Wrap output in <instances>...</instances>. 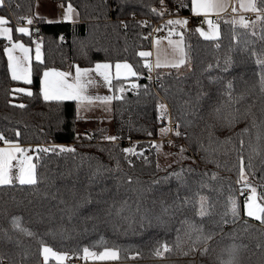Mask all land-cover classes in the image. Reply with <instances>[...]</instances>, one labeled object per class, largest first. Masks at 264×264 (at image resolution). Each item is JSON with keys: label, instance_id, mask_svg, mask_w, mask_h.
<instances>
[{"label": "trees", "instance_id": "trees-1", "mask_svg": "<svg viewBox=\"0 0 264 264\" xmlns=\"http://www.w3.org/2000/svg\"><path fill=\"white\" fill-rule=\"evenodd\" d=\"M54 1L71 3L79 12V20L75 23L46 22L36 15V0H5L4 6H0V10L9 17L14 37H20L34 46L35 40L31 33L21 34L15 31L24 20L23 17H33L35 26L31 28L42 36L43 52L42 64L35 59L32 61V83L16 81L11 78L7 53L4 51L9 41L0 38V132L7 139L18 140L23 146L65 145L76 149L75 154L60 153L58 149L55 153H41L38 166L40 182L37 186L21 185L18 181H14L12 185L0 186V257H4L3 264H43L41 240L54 250L68 252L72 256L83 255L84 247L96 251L103 250V247L121 250L118 260H89L82 264H221L222 260L228 258L227 250L233 245L237 246L238 264H264V225L243 213L245 196L241 193L240 185L235 183L238 178L237 151L232 144L210 145L216 149L213 155L219 161L220 167H217L202 159L206 153L197 151L194 142L199 138L207 146L208 133L214 131L220 140L233 137V144L239 149V137L236 134L248 126L250 132L243 137L245 144L242 152L247 162L252 148L257 145L258 127H252L253 116L264 136V92L259 84V65L255 62L256 57L251 54L253 49L257 54H264V41L251 37L250 29L237 25L235 31L240 34L238 39L241 42L249 38L256 41L254 45H250L249 51L242 50V43L237 44L233 37V25L224 22L233 18L228 13L219 18V49L215 47L216 41L205 40L195 31L202 25L198 18H193L194 25L191 29L183 25L175 26L177 32L184 33L185 44L189 46L191 68L182 69L183 75L179 80L176 79L174 69L156 68L157 76L161 72L172 73L171 76L160 77L168 88L165 92L160 86L155 89L153 79L147 78L148 71L143 67L144 58L138 53L150 49L152 42L146 35L153 29L154 22L162 21L163 27L167 19L176 18L172 16L190 14V6L180 7L181 3L190 5V0H164V6L160 4V0ZM150 8L163 10L165 15L159 17ZM120 21L127 23L128 27L124 28ZM140 21H147L148 24L139 23ZM256 30L259 32V27ZM227 56H231L233 63L224 72ZM218 59L220 67L209 69L208 65H215ZM124 60L143 73L139 78L130 80L135 79L142 86L148 85V89L145 91L142 87L132 90L129 81L123 82L127 89L123 93L125 99L112 101L111 116L114 125L111 135L121 137L116 142L103 139L108 132L97 125L93 128L79 127L81 119L76 101H44L39 93L40 77L46 67L70 70L75 65L89 67L99 61L114 64ZM217 76L224 79L219 82L210 79ZM227 80L233 81L234 94H243L237 107L241 112L250 108L252 114L231 129L221 128L220 122L210 114L212 100L218 99V93ZM120 83L121 81H113L117 86ZM19 88H31L33 95L14 91ZM201 92L208 93L212 100L202 97L199 100L202 107L187 111L184 101L191 98L192 103L197 104L196 97ZM158 93L169 105L174 120L181 121L180 130L189 134L193 139L192 143L183 136H175L173 145L163 139L165 135L159 132L162 125L157 107L163 99ZM20 104L25 107H19ZM186 121H192V125L186 127ZM208 125L215 127L210 129ZM16 130L20 132L19 137L15 135ZM148 132L152 135L149 136ZM152 141H162L165 150L172 155L167 160L159 161ZM132 142L137 143V152L144 150L147 163L141 157L130 156L135 166L128 165L122 149ZM0 143L4 144L3 141ZM259 143L262 154L254 155L256 174L250 176V180L264 195V179L261 178L264 176V171H261L264 168L261 163L264 159V138ZM180 145L187 149L184 155L191 159H182L178 155ZM108 150H111L113 157L119 159L120 170L93 177L97 161L89 160L88 157H98L102 164L115 167L116 159L109 158ZM181 166L196 169V172L186 174L189 187L179 189L181 196L192 199V204L175 215H162L159 201L163 199L172 203L175 200L178 181L174 178L160 184H153L152 181L179 170ZM205 171L208 176L202 177L201 174ZM213 172L218 173L215 180L210 178ZM129 175L133 177L131 184L127 181ZM201 183L211 187H201ZM45 192L48 193L47 196L44 195ZM54 193L56 199L52 198ZM196 193L207 196L211 205V214L203 219L196 215ZM230 195L240 202L241 212L235 223L231 222L230 214L226 216L225 219L230 222L225 224L220 221L227 211V198ZM61 197L66 204L60 203ZM89 197L91 203L78 207L81 201ZM125 200L130 207L117 215L116 210ZM137 202L139 211H136ZM70 209L74 213L71 219ZM109 209L111 214H108ZM13 216L22 217V227L34 232L35 236H28L25 232L14 229L11 223ZM186 217L195 220L197 224L202 223L205 234L212 235L211 240H201L195 245V250L187 255L185 252H188L192 242L185 235L186 226L181 223ZM178 229L183 239L180 246L176 244ZM162 242H167L171 251L166 252L163 257H156L154 250ZM205 247L207 252L202 253L201 249ZM48 264L58 262L51 258Z\"/></svg>", "mask_w": 264, "mask_h": 264}, {"label": "snow or ice", "instance_id": "snow-or-ice-1", "mask_svg": "<svg viewBox=\"0 0 264 264\" xmlns=\"http://www.w3.org/2000/svg\"><path fill=\"white\" fill-rule=\"evenodd\" d=\"M5 0H0V6H4ZM160 4L164 6V0H160ZM192 13L196 14L199 17L201 14L205 17V22L207 23V30L204 27H197L195 31H197L205 40L216 41L215 47L217 49L220 48V38H221V26L219 22H214L212 19L208 18L209 14L215 13L219 15L226 11L229 6L228 0H190V5L188 3H181L180 7H189ZM239 8L244 11H250L256 14V19L254 21H250L243 16L233 17L230 20H225V23H229L233 25V37L236 39L237 44L242 43V50L249 51L250 45H254L256 43L255 40L245 39L244 41H240L238 39L239 33L235 31L236 26L243 27L245 29H250L251 37H258L259 40L264 41V0H239ZM237 8L233 7L232 11L237 12ZM150 11L156 13L157 16L163 17L165 15V11L150 8ZM74 15H78L76 9L73 7L71 3L67 4V11L64 15V19L69 20L72 19ZM133 16L135 13L132 14ZM24 20L27 21V24H31L33 22L32 16L23 17ZM139 23L148 24L147 21H140ZM188 23L187 19H170L164 25L163 28L168 32V43L172 47L174 52L173 58H165L161 60L159 54L156 57L155 64H153L149 57L151 53L149 51H140L138 55L143 60V67L148 71V79L151 80V72L153 68H168L174 69L177 73L176 79H180L183 75L182 69H190L191 68V60L188 54L189 46L185 44L184 41V33L177 32L175 26H186ZM9 24L8 19L5 16H0V37L7 38L8 41L11 42V47H5L4 51L7 53L8 57V68L11 71V78L16 81H26L28 84L32 83V49L29 46H26L24 43L20 41L13 40V31L12 27H7L5 25ZM120 24L127 28L128 25L124 21H120ZM259 27V32L256 30ZM21 34H30V29L27 26H21L15 29ZM154 31H161L160 28L154 29ZM176 35L179 39H172V36ZM146 38V37H145ZM61 39H63L61 37ZM161 40L159 37L155 40V44L159 46ZM17 51H19V55H17ZM251 54L256 57V64L259 65V84L261 87V91L264 92V54H257L254 49L251 51ZM35 60L37 62L43 63V58L41 55V46L39 43L36 44L35 47ZM233 63L231 56H227L224 61L223 71L227 72L228 68ZM219 68L220 63L219 59L215 65L209 64L208 68ZM97 74L100 78H102L103 86L112 90V94L108 95H99V94H90L89 89L98 86L101 81L97 79ZM143 75L142 72L138 71L134 66L129 63L127 60L124 61H116L114 63V71H113V62H96L94 67H81L80 65L74 66L73 71H63L54 67H46L43 69L42 75L40 77V88L39 93L42 95L44 101H76L78 105V109L81 107L87 108L93 105L95 102L99 101L103 104L106 110H110L107 106L112 103L114 100L123 101L125 96L123 93L126 92V88L124 87L125 81H129L131 83L132 90H138L140 88H144L145 91L148 89V85H140L136 82L135 79L130 78H139ZM171 76L172 73H159L158 79L161 76ZM216 82L222 81L224 78L221 76L210 78ZM121 81L119 86L114 85L113 81ZM161 88L164 89L165 92L168 91V88L165 87L163 83L160 85ZM15 92L26 93L28 96L33 95V91L31 88H19L15 89ZM183 91V89H180ZM120 94H116V93ZM234 84L232 80H227L223 85L222 91L218 93V99L212 100L211 97L208 96V93L201 92L197 94V104H193L191 98L184 101V105L187 111H194L197 107H202L199 105V100L202 97H208L212 100L211 105V113L216 118L217 121L220 122L221 128L227 127L231 129L241 120H246L251 114L250 108L245 110L244 112L240 111V108L237 107L240 100L243 99V94L236 95ZM11 103V101H10ZM19 107L23 108L25 105L20 104ZM157 107L160 111V118L166 119L167 124L159 129V132L162 135L174 134L176 137H185L190 140V143L193 142V139L189 137L187 132H181V121L177 120L175 122V128L172 127L173 119L168 112V106L160 102L157 104ZM202 118V117H201ZM192 125V121H186L185 126L190 127ZM210 129H214V125H208ZM252 127H258V132L256 136L257 145L252 148L251 153L247 157V162L245 156L242 154L243 146L245 141L243 139L244 135L250 132V128L246 126L236 135L239 137V145L240 148L236 149L235 144H233V137L228 136L223 140H220L219 137L215 136L214 131H210L208 133L209 144L206 146L203 140L199 138L195 139V144L197 151H204L206 153L205 159L206 162L214 163L217 167H220L219 161L214 158V153L216 151L215 148L210 147V145L217 143L219 145L223 144H232L233 149L237 151V160H238V178L235 181L236 184L240 185L241 190H247L248 195L247 198L243 202V209L248 217H252L255 220L259 221L261 225H264V195H260L258 199L257 194V185H254L250 176H254L256 174V166L253 163L254 155H261L262 149L260 146V141L264 136H262L261 131L259 130V126L255 124V117L253 116V124ZM15 135L17 137L20 136L19 130L15 131ZM88 136V134H85ZM148 135L151 136L152 133L148 132ZM77 138L79 136L77 135ZM90 139L91 137L88 136ZM121 137L116 135H107L104 136L103 139L109 142H116ZM0 141L6 145L5 147H0V186L3 185H12L14 181H18L21 185H32L37 186L40 182V176L38 175V166L40 160L41 153L53 152L55 153L57 149L60 153H76V149L74 147H68L65 145H54L51 147H42L37 145L35 150L31 148V146L25 148L22 147L19 141H13L7 139L2 132H0ZM167 143L169 145H173L172 140H168ZM152 147L157 150V155H159L160 151L163 148V142H151ZM104 151V149H101ZM187 149L180 145L179 153L182 159H191V157L185 156V152ZM122 152L125 154V160L130 167H134V162L130 158V156H138L144 159L147 163L148 159L144 156V150L141 149L137 152L135 146L123 148ZM31 153V154H29ZM109 158L116 159L115 167L112 168L108 165H104L99 161L98 157H88L89 160H96L97 165L95 171L93 172V177L97 174H103L104 172L109 171H119L120 170V161L119 159L112 156L111 150H108ZM167 155H172V153H167ZM35 157V162H34ZM15 161L16 163H13ZM262 165H264V159L261 161ZM157 169H160V165L157 162ZM170 167V165H169ZM13 169L16 171L14 172ZM264 171V168L261 169ZM196 172V169L191 167L184 168L181 166L179 170H174L168 175L164 177H160L157 180H153V184H160L161 182L167 183L171 179H175L178 181V188L176 191L175 200L172 203H167L165 200L161 199L159 201L160 204V213L162 215H175L176 212L182 211L184 208L188 207L192 204V199L189 196H181L179 193L180 188H188L189 185L187 183L186 174H191ZM202 177H207L208 172H204L201 174ZM211 179L215 180L218 178V173L213 172L211 174ZM264 179V176L261 177ZM127 181L129 184L133 182V177L128 176ZM54 183V181H53ZM201 187H211L206 183H201ZM223 186H221L222 188ZM103 191V189L101 190ZM59 192V189H57ZM45 196L48 195L47 192L44 193ZM198 199L196 200V204L198 205L196 215L201 219L209 216L211 205L209 204V198L205 195H201L196 193ZM53 199H56L55 193L52 195ZM228 207L227 211L221 216V223H229L228 219H225L229 214L232 217L231 222L235 223L237 219L240 217L241 205L238 199L235 196H229L227 198ZM60 203L66 204V201L61 197ZM84 203H91V197L87 200L81 201L78 204V207H82ZM155 203V201H154ZM130 207L128 205V201L125 200L121 203L120 207L116 210L117 215L124 212L126 208ZM140 210L139 202H137L136 211ZM74 213L69 210V219L72 218ZM111 211L109 209V213ZM91 218V217H89ZM22 217L13 216L11 218L12 227L18 231L25 232L28 236H35V233L29 229H25L21 225ZM182 225L186 226L185 235L188 240H190L191 246L188 249V252H185V255L189 254V252H193L195 250V245L201 240H211L212 235H206L204 232L203 224H197L195 220L188 219L187 217L181 221ZM7 230H5L6 232ZM194 235V239H193ZM40 254L43 257V264H48L50 258H54L58 264H64V261L69 258L68 252H60L54 251L51 246L41 240ZM183 243V239L180 235V230H177L176 236V244L180 246ZM120 249L116 247H103V251L97 253L94 250H91L89 247H84L82 250L83 258L85 260L92 258L94 260H103V261H115L120 258ZM171 251V246L167 242H162L160 245L154 250V255L156 257H163L166 252ZM228 251V258L226 260H222L221 264H238L236 259L237 246L233 245ZM202 253L207 252V248L201 249ZM138 255V254H137ZM4 257H0V264H3Z\"/></svg>", "mask_w": 264, "mask_h": 264}, {"label": "crops", "instance_id": "crops-1", "mask_svg": "<svg viewBox=\"0 0 264 264\" xmlns=\"http://www.w3.org/2000/svg\"><path fill=\"white\" fill-rule=\"evenodd\" d=\"M228 4H229V6L227 7L226 11H224L222 13H219V15H217L215 13H211V14H209L208 18L212 19L214 22H219V18L222 15L226 14V13L232 15L233 17H239V16L246 17V15H248V14H251V15L255 14L253 12L244 11L243 9H240L239 8V0H228ZM233 7H236L238 9L237 12L234 13L232 11ZM66 11H67V4H64V3H61V2H56L54 0H36V15H37V17H41V18L45 19L46 22L48 21V22H60V23L61 22H74L75 23V22H77L79 20L80 17H79V12L77 10H76V12L78 13V15H74L73 18L69 19V20L64 19V15H65ZM192 15L196 16V14H194V13H192ZM200 16L204 17L203 14H201ZM255 17H256V14H255L254 17H252L253 19L250 20V21H253L255 19ZM8 21H9V19H8ZM5 26L12 27L10 25V23L5 25ZM21 26L29 27L30 33H31V31H32V28H31L32 26L31 25H29V24H19L18 25V27H21ZM199 27H204L205 30H207V28H208L206 22H204ZM0 38H5V37H0ZM5 39H7V38H5ZM156 39L157 38H155L154 41L152 42V45H151L150 49L145 50V51H149L151 53V56L149 57L150 61L153 64H155L156 57H157L158 54H159L161 60H164L166 57L167 58H173L175 54L173 52L172 47L168 43V39L167 38H165V39L164 38H160L161 43L159 44V46H157L155 44V40ZM172 39L173 40L179 39V37L176 36V35H173ZM13 40L14 41H20V42L24 43L26 46H29L32 49V53H31L32 57H33V59H35V44L39 43V42L35 41L34 46H33V45L29 44L28 42L24 41L20 37L19 38H15L14 37V33H13ZM7 47H11V42L8 44ZM16 54L19 55L20 54L19 51H17ZM41 55H43L42 47H41ZM33 59H32V61H33ZM99 62H107V61H99ZM94 65H91L89 67H94ZM63 71H73V73H74V68L70 69V70H63ZM113 71H114V64H113ZM10 73H11V71H10ZM97 79L100 80L101 83L98 86L89 89L90 94H99V95L112 94V90H110L109 88L103 86L102 78H100L98 76V74H97ZM20 81H23V80H20ZM24 82H26V81H24ZM95 103L99 104V101H97ZM110 106H112V103L110 104ZM97 124H98V122L95 121L94 124L92 123V127H90V128H93ZM1 145H5V144H1Z\"/></svg>", "mask_w": 264, "mask_h": 264}, {"label": "rangeland", "instance_id": "rangeland-1", "mask_svg": "<svg viewBox=\"0 0 264 264\" xmlns=\"http://www.w3.org/2000/svg\"><path fill=\"white\" fill-rule=\"evenodd\" d=\"M0 16H5L7 19H9V17L4 12H2V10H0ZM173 19H180V18L176 17V18H173ZM255 19H256V17H255ZM168 20H170V19H167V21ZM36 44H35V47H36ZM40 46H41V44H40ZM42 58H43V55H42ZM107 107L110 110H106L105 106L99 102V104L98 103H94L93 105H91V106H89L87 108H84V107L79 108L78 109V115L81 118V121H80L81 123L79 124V127L80 128L92 127V123L94 124V122L96 121V122H98L97 127L106 129L107 132H108V135H111L112 132H113V125H114V123L112 121L113 119H112V116H111L112 106L108 105ZM5 146L6 145H1L0 147H5ZM21 146L25 147V148L29 147V146H23V145H21ZM132 146H135V148H136L137 147V143L136 142H132L131 144L127 145V147H132ZM31 148L33 150H35L36 146H31ZM167 153H168L167 150H165V148L163 147L162 150L160 151L159 155H158L159 161L167 160V158L170 157V155H167ZM29 154H31V153H29ZM34 162H35V157H34ZM13 163H16V162L13 161ZM13 171L15 172L16 170L13 169ZM257 194H258V199H259V196L262 195V194H261V192L258 189H257ZM246 198H247V195H246L245 199ZM242 210H243V213L246 215V213H245V211L243 209V205H242ZM54 251H56V250H54ZM94 251H96V250H94ZM102 251L103 250L96 251V252L99 253V252H102ZM81 256L83 257V255H81ZM70 257H72V255H69V258L66 259L64 261V263H67L69 261ZM42 259H43V257H42ZM89 260H94V259H92V258H89L87 260L84 259V261H89ZM98 261H103V260H98Z\"/></svg>", "mask_w": 264, "mask_h": 264}, {"label": "built area", "instance_id": "built-area-1", "mask_svg": "<svg viewBox=\"0 0 264 264\" xmlns=\"http://www.w3.org/2000/svg\"><path fill=\"white\" fill-rule=\"evenodd\" d=\"M254 15H251V14H248L246 15V19H249V20H252L254 17ZM172 17H180V18H184V19H187L188 23L186 25L187 28L191 29L194 25L193 23V18L196 17L199 19V22L201 24H203L205 22V18L204 17H197L195 15H192L191 13L190 14H186V15H177V16H172ZM20 24H27V21L26 20H23L22 22H20ZM32 27L35 26V23H31L30 24ZM156 28H160L161 31L157 32V31H154V29ZM31 34H32V37L33 39L36 41V42H39L41 43L42 42V36L36 32L34 29H32L31 31ZM150 40L151 42L154 41L155 38H157L159 36V38H167L168 37V33L167 31L162 27V22L161 21H158V22H154V27L153 29L148 33V35H146ZM10 43V41H9ZM151 76H152V79H153V86L155 89H157L158 86L161 85L162 81L161 79L157 78L158 76L156 75V68L154 67L153 68V71L151 72ZM158 95L163 99V102L168 106V112L170 113L171 117H172V112L170 110V107L169 105L167 104V102L165 101V99L163 98V96L161 94L158 93ZM173 119V124H172V127L175 128V122L176 120H174V118L172 117ZM161 121V125L162 127L165 126L167 124V120L166 119H160ZM164 140L168 141V140H172L173 142L175 141V135L174 134H169V135H165ZM174 144V143H173ZM241 193L246 197V195H248V191L247 190H241ZM84 261L83 257L80 256V255H73L72 257H70L69 261L67 263H70V264H82Z\"/></svg>", "mask_w": 264, "mask_h": 264}]
</instances>
